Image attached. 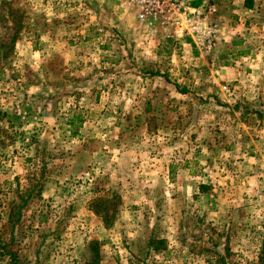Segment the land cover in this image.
Masks as SVG:
<instances>
[{
  "label": "rangeland",
  "instance_id": "rangeland-1",
  "mask_svg": "<svg viewBox=\"0 0 264 264\" xmlns=\"http://www.w3.org/2000/svg\"><path fill=\"white\" fill-rule=\"evenodd\" d=\"M5 1L0 264H264V160L237 157L264 151V0H209L232 31L199 65L114 0Z\"/></svg>",
  "mask_w": 264,
  "mask_h": 264
},
{
  "label": "built area",
  "instance_id": "built-area-1",
  "mask_svg": "<svg viewBox=\"0 0 264 264\" xmlns=\"http://www.w3.org/2000/svg\"><path fill=\"white\" fill-rule=\"evenodd\" d=\"M133 8L138 22L155 43L189 42L200 56H208L221 35L218 8L209 0H114ZM222 89L227 91L226 86Z\"/></svg>",
  "mask_w": 264,
  "mask_h": 264
},
{
  "label": "crops",
  "instance_id": "crops-1",
  "mask_svg": "<svg viewBox=\"0 0 264 264\" xmlns=\"http://www.w3.org/2000/svg\"><path fill=\"white\" fill-rule=\"evenodd\" d=\"M252 6H253V2H252ZM252 6L251 7H246L245 4L242 3L241 4V7L238 9L239 12H236V14L241 15V16L238 17V19H240V20L243 19L242 18V15L243 14L246 15L248 12L253 11V9H251ZM117 8L120 9L121 7L117 5ZM221 13H222V17H223L222 19L224 21L223 20H220L222 23H221V36H220V41L219 42H223L224 41L226 43H230L228 41V40H230V38H228V37H230L231 34H229L228 36H226V34L231 33L232 30L229 27H227V24L228 23H227L226 16L224 15L223 12H221ZM232 17L233 18H237L236 15L235 16H232ZM185 44H188L189 45L190 43L189 42L188 43L185 42L184 45ZM156 45L158 46V44H156ZM188 45H185L184 47H185V49L187 50L188 53H189V50H190V52L192 51V54L193 55H192V57L187 58V60L190 63L193 62V63L199 65L200 63H202L203 59L206 58V56H200L196 51H193L191 48H189L190 46H188ZM249 54H250L249 51H246V54H244V55H239V56L234 55L229 60L223 61V65H222L221 69L220 70L218 69L216 71L218 73H221L220 78L221 79L225 78V79H227L229 81H232V80L233 81H238V82L242 81L245 78L246 74H249V71H250L249 68H247L248 66H246V64L248 63V61L253 60L252 56H250ZM209 60L210 61H209V64L208 65H212L213 64V58H210ZM251 72L253 73L255 71L252 70ZM228 101H229V99H228ZM237 103L238 102H235V99H234L233 104H231V102H229V104L227 105V108L226 109L228 111L231 110V112H234V107H236V108H242V107H238L237 106L238 105ZM250 105L251 104H249V106ZM263 106H264V104L261 107H263ZM261 141H262V144H264V137L262 138ZM233 142H240V138H236V140L233 139ZM262 154H264L263 148H261V153H255V154H253L252 152L249 153V152L245 151L243 153L240 152L237 157H240L241 159H244V158L245 159L246 158H251L252 159L254 157L256 159H260L261 158L262 160H264V156ZM253 169H254V167L252 165L249 170H247V168H246L245 169V172H247L248 174H251V172L254 171Z\"/></svg>",
  "mask_w": 264,
  "mask_h": 264
},
{
  "label": "trees",
  "instance_id": "trees-1",
  "mask_svg": "<svg viewBox=\"0 0 264 264\" xmlns=\"http://www.w3.org/2000/svg\"><path fill=\"white\" fill-rule=\"evenodd\" d=\"M5 1V0H4ZM6 2V1H5ZM4 3V2H3ZM244 4H245V6L246 7H251L252 6V0H245V2H244ZM3 9V8H2ZM15 37H16V34H14L12 37H11V41H10V43H9V46H7V45H3L2 46V55L3 56H7L8 54H10V52L13 50V47H14V39H15ZM70 124H73V120H70V122H69ZM79 125H81V122H79V124H78V126ZM76 132H73V134H75ZM94 212L96 213V214H99L100 212H97V211H95L94 210ZM100 216H101V214H99ZM105 216V218H103L102 217V219H103V222H104V225H106L107 226V224H110V221H111V219H112V216H113V214L112 213H109V212H105V214H104ZM97 261H98V254L96 255V256H94V258L91 260V261H89L87 264H96L97 263Z\"/></svg>",
  "mask_w": 264,
  "mask_h": 264
}]
</instances>
